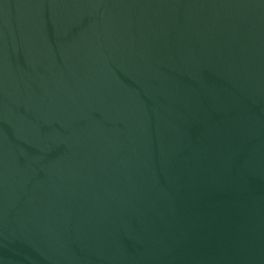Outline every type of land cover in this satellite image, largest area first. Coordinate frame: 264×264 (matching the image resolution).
I'll return each mask as SVG.
<instances>
[{
  "label": "water",
  "instance_id": "water-1",
  "mask_svg": "<svg viewBox=\"0 0 264 264\" xmlns=\"http://www.w3.org/2000/svg\"><path fill=\"white\" fill-rule=\"evenodd\" d=\"M0 264H264V0H0Z\"/></svg>",
  "mask_w": 264,
  "mask_h": 264
}]
</instances>
